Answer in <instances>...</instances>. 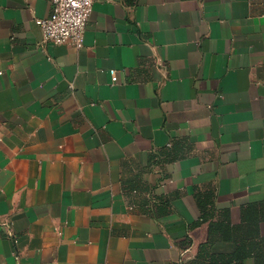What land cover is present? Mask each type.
Listing matches in <instances>:
<instances>
[{"label":"crops","instance_id":"0c3cea01","mask_svg":"<svg viewBox=\"0 0 264 264\" xmlns=\"http://www.w3.org/2000/svg\"><path fill=\"white\" fill-rule=\"evenodd\" d=\"M51 9L0 0V264H188L244 211L264 237V0H93L80 49Z\"/></svg>","mask_w":264,"mask_h":264},{"label":"trees","instance_id":"16d2710c","mask_svg":"<svg viewBox=\"0 0 264 264\" xmlns=\"http://www.w3.org/2000/svg\"><path fill=\"white\" fill-rule=\"evenodd\" d=\"M205 210L201 207L203 221L208 217ZM259 222L258 217L248 211L243 212L238 226L232 225L227 216L221 221H210L208 241L199 246L195 258L188 264H243L248 258L255 264H264V237L259 233ZM217 242H228L233 247L227 253H214L212 247Z\"/></svg>","mask_w":264,"mask_h":264},{"label":"built area","instance_id":"2783aa9c","mask_svg":"<svg viewBox=\"0 0 264 264\" xmlns=\"http://www.w3.org/2000/svg\"><path fill=\"white\" fill-rule=\"evenodd\" d=\"M51 5L50 16L38 21L43 42L80 49L91 16L93 0H51Z\"/></svg>","mask_w":264,"mask_h":264}]
</instances>
